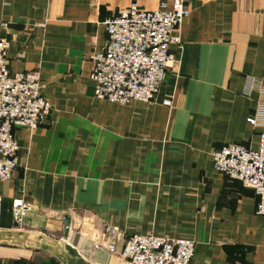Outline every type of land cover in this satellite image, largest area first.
Listing matches in <instances>:
<instances>
[{"label":"crops","instance_id":"1","mask_svg":"<svg viewBox=\"0 0 264 264\" xmlns=\"http://www.w3.org/2000/svg\"><path fill=\"white\" fill-rule=\"evenodd\" d=\"M161 1L171 0H0L9 71L38 72L51 103L34 131L14 127L18 165L0 181V231L70 242L94 264H130L94 247L92 226L107 221L124 235L193 237L192 264H264L255 192L212 165L215 149L254 148L264 132L247 121L261 97L243 92L247 76L264 84V0H185L181 47L170 46L180 62L167 68L156 100L94 96L90 56L106 44L103 21L132 2L155 9ZM14 198L27 204L20 223ZM30 238L0 241V264H68Z\"/></svg>","mask_w":264,"mask_h":264},{"label":"built area","instance_id":"2","mask_svg":"<svg viewBox=\"0 0 264 264\" xmlns=\"http://www.w3.org/2000/svg\"><path fill=\"white\" fill-rule=\"evenodd\" d=\"M189 15L185 0L161 1L155 9H145L136 2L103 21L107 39L102 50L91 54V78L97 99L126 104L137 100H156L167 68L180 62L170 51L172 44L181 47L177 29ZM7 22L0 21V29ZM9 41L0 36V181L10 180L18 165L19 144L14 127L29 132L37 129L48 117L51 103L41 93L39 73L8 68ZM256 91L261 100L247 117L252 125H264V84L247 76L244 94ZM170 106L171 99L161 101ZM213 168L236 179L257 196L255 211L264 214V132L256 147L226 143L212 153ZM3 198L0 195V218ZM26 202L14 198L11 213L17 223L23 218ZM91 239L96 248L118 252L130 264H192L195 240L191 236H170L152 232L124 235L114 223L102 221L92 226ZM121 241V245L118 243Z\"/></svg>","mask_w":264,"mask_h":264},{"label":"water","instance_id":"3","mask_svg":"<svg viewBox=\"0 0 264 264\" xmlns=\"http://www.w3.org/2000/svg\"><path fill=\"white\" fill-rule=\"evenodd\" d=\"M70 219L66 214L64 215V236H68ZM22 234V235H21ZM30 237L24 235L22 232H14L10 230H2L0 231V241H11V240H20L24 245H27V240ZM31 239V238H30ZM34 240L37 244L36 247L47 250L57 257H59L65 263H76V264H94L91 261L87 260L84 256H82L79 251L76 249L74 245L70 242H64L63 245L60 243H49L42 239V236L39 235ZM63 249H67V252H64Z\"/></svg>","mask_w":264,"mask_h":264},{"label":"rangeland","instance_id":"4","mask_svg":"<svg viewBox=\"0 0 264 264\" xmlns=\"http://www.w3.org/2000/svg\"><path fill=\"white\" fill-rule=\"evenodd\" d=\"M55 236L56 237H61V233H57V232H55ZM48 238H47V240H52V241H54V242H56V240H53L51 237H49V236H47ZM69 240V239H68Z\"/></svg>","mask_w":264,"mask_h":264},{"label":"bare ground","instance_id":"5","mask_svg":"<svg viewBox=\"0 0 264 264\" xmlns=\"http://www.w3.org/2000/svg\"><path fill=\"white\" fill-rule=\"evenodd\" d=\"M67 242V241H65ZM64 252H67V249H63ZM69 264H76V263H69Z\"/></svg>","mask_w":264,"mask_h":264}]
</instances>
